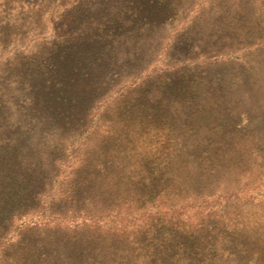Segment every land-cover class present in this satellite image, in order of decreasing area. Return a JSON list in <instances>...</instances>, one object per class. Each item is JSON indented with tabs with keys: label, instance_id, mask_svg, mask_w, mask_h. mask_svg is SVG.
<instances>
[{
	"label": "rangeland",
	"instance_id": "rangeland-1",
	"mask_svg": "<svg viewBox=\"0 0 264 264\" xmlns=\"http://www.w3.org/2000/svg\"><path fill=\"white\" fill-rule=\"evenodd\" d=\"M137 1L0 0L3 115L29 94L14 60L36 92L64 58L78 116L32 136L39 195L0 264H264V0H167L178 17L119 29L115 3Z\"/></svg>",
	"mask_w": 264,
	"mask_h": 264
},
{
	"label": "trees",
	"instance_id": "trees-1",
	"mask_svg": "<svg viewBox=\"0 0 264 264\" xmlns=\"http://www.w3.org/2000/svg\"><path fill=\"white\" fill-rule=\"evenodd\" d=\"M166 1L167 0H139L134 5H118V3H115V22H120L119 29L127 27L128 29L131 28V31L134 32L152 30L156 19L159 17L158 14L160 16L162 15L160 12L163 11L162 8L165 7L169 9L171 15L179 16L178 9H172V5L176 3L173 1ZM87 19L88 17L86 16L85 20ZM85 20L82 21L80 26L87 24ZM107 23H110V21L102 22L100 25L94 22V28L85 27L83 31L79 32L78 40L85 34H87L88 37H99L100 33L106 28ZM119 29L115 27L113 32H120L121 30ZM76 31L77 30H75V32ZM90 56V52H85L82 62L78 63V65L80 66L79 69L83 71V77L89 78L91 84H94L93 81L98 75L91 76L89 67L97 71V67L99 66L98 61L100 62L101 57L94 54V60L90 58ZM22 58H28L30 62L32 61L29 57ZM215 58L217 59L218 56L216 55ZM61 59L62 63L59 62L61 61L59 60L57 62L58 64L55 62L49 65L47 64L45 75L48 76L46 79L48 85L43 86L44 91L38 90L36 92H33L35 87L31 85L33 81L32 77H30L29 80L27 79L26 84H24L21 78L18 81L17 76L20 75L17 70L24 69L27 71V69L23 68L25 66L18 58L14 60L13 63L15 64L12 68H14L15 73H13L17 79V83L25 88L29 94L28 96L23 95L21 99H16L19 102L17 108L20 107V110L18 113H15L12 119L8 116L5 117L2 113L3 105L1 104L2 96L0 94V125L5 126V129H0V239L5 241H10L12 239V237L9 236L5 238L3 234L9 230L14 215L19 213L22 207H30L31 202L38 199L37 195L39 194L34 190L35 188L32 183L33 168L29 164V160L35 148L33 142L36 139V136L33 138L32 136L34 134L36 135L37 132L40 133V135H45L44 131L47 130H53V132H55L57 128H55L54 125L58 123L67 124V122L70 123L73 120L77 122V100L71 94L72 91H69L70 86L68 81L70 80L67 81L65 70L62 68V66L67 63V59ZM70 65H72V62H70ZM58 67L60 71H58ZM101 68L103 69V67ZM73 69L78 71L76 66H74ZM8 71L11 72L10 69ZM39 71L40 70L37 68H35V70L32 67L29 68V72H31L35 78H40L41 74ZM21 73H23V71H21ZM73 79L74 78H72L71 81ZM101 84H104L103 80L97 81L96 86L98 87ZM125 92L117 93L120 94L121 98H125ZM21 104L26 105L27 108L23 109ZM58 130L59 134L62 135L64 133L63 130ZM5 248V245L3 246L0 243V251Z\"/></svg>",
	"mask_w": 264,
	"mask_h": 264
}]
</instances>
